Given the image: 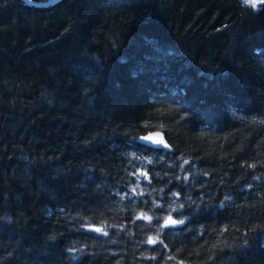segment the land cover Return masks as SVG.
Segmentation results:
<instances>
[{
  "label": "trees",
  "instance_id": "16d2710c",
  "mask_svg": "<svg viewBox=\"0 0 264 264\" xmlns=\"http://www.w3.org/2000/svg\"><path fill=\"white\" fill-rule=\"evenodd\" d=\"M0 264H264V5L0 0Z\"/></svg>",
  "mask_w": 264,
  "mask_h": 264
},
{
  "label": "water",
  "instance_id": "95a60500",
  "mask_svg": "<svg viewBox=\"0 0 264 264\" xmlns=\"http://www.w3.org/2000/svg\"><path fill=\"white\" fill-rule=\"evenodd\" d=\"M25 3L32 5V6H36V7H44V6H48V5H52L56 2H58L59 0H46V1H41V2H36L33 0H23ZM145 137H148L149 139H144ZM163 139L164 143H166L168 145V143L165 140V137L163 135L162 132L160 131H153V132H149L145 135H142L141 137H139V141L141 143H143L144 145H148L151 146L153 148H164V149H168V147H164L163 144H159V143H154L153 141H158Z\"/></svg>",
  "mask_w": 264,
  "mask_h": 264
},
{
  "label": "snow or ice",
  "instance_id": "6c2138e0",
  "mask_svg": "<svg viewBox=\"0 0 264 264\" xmlns=\"http://www.w3.org/2000/svg\"><path fill=\"white\" fill-rule=\"evenodd\" d=\"M242 3L245 4V5H248V6H251L252 8H257L259 5H264V0H242ZM144 139H149L148 137H145ZM154 143H159V144H163L164 147H168V145L166 143H164L163 139L161 140H158V141H153ZM141 175H146V173H141ZM135 191V189L133 190ZM143 219L145 220H150L151 218L148 217V216H143L142 217ZM169 222L172 223V224H176L177 221L175 220H172L171 217H169ZM179 223H183V220L179 221ZM96 231H102V229H95ZM105 235H107V233L105 232L104 233ZM150 243H155L156 241L154 240H149Z\"/></svg>",
  "mask_w": 264,
  "mask_h": 264
},
{
  "label": "bare ground",
  "instance_id": "6f19581e",
  "mask_svg": "<svg viewBox=\"0 0 264 264\" xmlns=\"http://www.w3.org/2000/svg\"><path fill=\"white\" fill-rule=\"evenodd\" d=\"M152 148V147H151ZM170 149V148H169Z\"/></svg>",
  "mask_w": 264,
  "mask_h": 264
}]
</instances>
